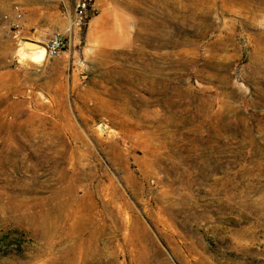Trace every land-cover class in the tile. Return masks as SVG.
Segmentation results:
<instances>
[{
    "label": "rangeland",
    "instance_id": "1",
    "mask_svg": "<svg viewBox=\"0 0 264 264\" xmlns=\"http://www.w3.org/2000/svg\"><path fill=\"white\" fill-rule=\"evenodd\" d=\"M77 1L0 0V264H264V2Z\"/></svg>",
    "mask_w": 264,
    "mask_h": 264
},
{
    "label": "crops",
    "instance_id": "2",
    "mask_svg": "<svg viewBox=\"0 0 264 264\" xmlns=\"http://www.w3.org/2000/svg\"><path fill=\"white\" fill-rule=\"evenodd\" d=\"M86 26L98 48L117 52L131 43L134 19L128 8L115 1L94 0Z\"/></svg>",
    "mask_w": 264,
    "mask_h": 264
},
{
    "label": "built area",
    "instance_id": "3",
    "mask_svg": "<svg viewBox=\"0 0 264 264\" xmlns=\"http://www.w3.org/2000/svg\"><path fill=\"white\" fill-rule=\"evenodd\" d=\"M92 0H78L75 6V22L77 26H82L87 20L88 13L92 9ZM65 43L58 36L53 37L46 46L47 57L53 58L64 49Z\"/></svg>",
    "mask_w": 264,
    "mask_h": 264
},
{
    "label": "bare ground",
    "instance_id": "4",
    "mask_svg": "<svg viewBox=\"0 0 264 264\" xmlns=\"http://www.w3.org/2000/svg\"><path fill=\"white\" fill-rule=\"evenodd\" d=\"M264 2V0H258ZM73 27V23H69L68 30H71ZM25 56L29 59L27 62H29L32 65H42L47 60V52L46 47L41 45H35L31 52L25 53ZM25 58V57H24Z\"/></svg>",
    "mask_w": 264,
    "mask_h": 264
},
{
    "label": "water",
    "instance_id": "5",
    "mask_svg": "<svg viewBox=\"0 0 264 264\" xmlns=\"http://www.w3.org/2000/svg\"><path fill=\"white\" fill-rule=\"evenodd\" d=\"M34 46H35V45H33V44H31V45H30V44H27V45H26V47L29 48V49H32Z\"/></svg>",
    "mask_w": 264,
    "mask_h": 264
}]
</instances>
